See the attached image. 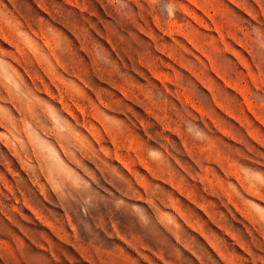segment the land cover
I'll return each mask as SVG.
<instances>
[{
	"label": "rangeland",
	"instance_id": "rangeland-1",
	"mask_svg": "<svg viewBox=\"0 0 264 264\" xmlns=\"http://www.w3.org/2000/svg\"><path fill=\"white\" fill-rule=\"evenodd\" d=\"M0 264H264V0H0Z\"/></svg>",
	"mask_w": 264,
	"mask_h": 264
}]
</instances>
